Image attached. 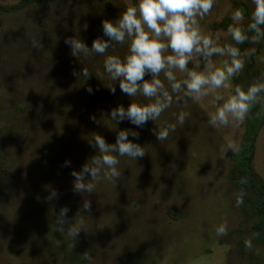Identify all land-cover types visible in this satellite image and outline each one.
<instances>
[{
    "label": "rangeland",
    "instance_id": "1",
    "mask_svg": "<svg viewBox=\"0 0 264 264\" xmlns=\"http://www.w3.org/2000/svg\"><path fill=\"white\" fill-rule=\"evenodd\" d=\"M19 1L0 0V8ZM136 2L55 0L0 11V264H88L89 256L95 264H264V245L252 240L255 220L236 205L229 182L228 154L234 152L221 151L230 141L239 144L244 123L209 127L207 120L216 110L210 95L198 103L189 100L187 107L174 103L143 128L127 120L114 128L105 118L110 109L153 101L141 94L129 98L118 81L112 94L105 86L107 77L98 78L106 57L77 59L64 43L74 36L91 47L96 37L106 39L102 21L114 22ZM253 7L251 0H216L201 27L218 36L221 45L234 44L227 31L233 24L231 12L246 9L241 25L247 28ZM33 41L42 46L33 48ZM234 46L241 52L255 47L256 52L228 87L216 90L224 97L221 106L236 87L244 89V78L264 83V41ZM128 54L127 45H116L106 55L123 59ZM212 59L221 68L226 57ZM82 67L93 74L87 81L73 75ZM199 70H204L203 63ZM176 74L184 76L178 70ZM89 86L92 93L86 90ZM182 111L190 113L185 124L167 140L157 141L153 130L176 123ZM122 129L139 133V139H129L143 146L146 155L137 160L118 157L122 177L115 184L102 179L92 195L75 193L71 171L96 155L89 145L93 136L115 143ZM66 160L70 166H64ZM252 165L264 186V125ZM51 189L59 198L48 201ZM86 198L91 212L89 217L81 211L84 231L76 239L56 232L60 208L68 207L69 226H75ZM225 222L227 235L217 236L216 229ZM250 238L252 247L247 248Z\"/></svg>",
    "mask_w": 264,
    "mask_h": 264
},
{
    "label": "clouds",
    "instance_id": "2",
    "mask_svg": "<svg viewBox=\"0 0 264 264\" xmlns=\"http://www.w3.org/2000/svg\"><path fill=\"white\" fill-rule=\"evenodd\" d=\"M251 3L254 7L247 28L241 25L245 20L246 9L237 8L230 14L233 24L229 25L227 31L235 45H258L264 41V0H251ZM215 5L216 0H137L126 7L114 22L107 19L102 21L103 37L106 39L96 37L92 40L91 47L79 37L64 39V43L70 48V54L77 59L81 56L106 57L103 61L104 71L98 73V78L103 80L107 77L110 83L105 86L112 94L116 92L114 82L118 81L121 92L129 98L141 94L153 101L148 104L130 102L127 108L118 105L110 109L105 118L114 122V128L125 120L137 128H143L147 122L158 120L174 103L187 107L189 100L198 103L210 95L213 96L216 110L208 118L207 125L227 128L234 122L244 123L252 107L264 103V83L256 82L246 90L236 87L235 94L222 106L219 104L224 97L216 90L228 87L229 81L244 71L248 58L255 54L256 48L241 52L233 43L221 45L219 37L212 32L205 34L200 21ZM116 45H127L129 54L123 59L116 55H106ZM41 46L33 41V48ZM216 56L226 57L223 67L218 68L213 63L212 58ZM202 63L204 70L200 71ZM190 64L193 67L189 68ZM177 70L184 74L182 78L177 77ZM73 75L87 81L93 74L82 67L81 71H74ZM146 75L151 78L145 79ZM86 90L89 93L93 91L90 86ZM189 115L190 113L182 111L176 123H166L159 130L154 129L157 141L167 140L170 134L176 132L178 125L185 124ZM91 119L99 123L95 116ZM129 136L139 139L138 132L128 129L117 132L115 143L107 142L99 134L93 136L89 145L96 150V155L90 157L79 171H71L75 193L92 195L102 179L115 184L122 177V171L117 167L120 162L118 157L127 156L137 160L146 155L143 146L130 140ZM239 150V144L230 141L221 151L226 154L228 151L235 153ZM70 163L66 160L64 166H70ZM58 198L55 189H51L45 197L48 201ZM241 204L242 195L236 200L237 206ZM68 211L67 206H62L55 214V231L65 232L76 239L86 227L81 211L88 212L90 217L91 201L83 199L82 209L76 214L81 219L75 226H69ZM65 225H68L66 231ZM227 231L228 225L225 222L216 229V234L226 236ZM245 246L252 247L251 238L245 241ZM87 260L88 264H95L93 257L89 256Z\"/></svg>",
    "mask_w": 264,
    "mask_h": 264
},
{
    "label": "trees",
    "instance_id": "3",
    "mask_svg": "<svg viewBox=\"0 0 264 264\" xmlns=\"http://www.w3.org/2000/svg\"><path fill=\"white\" fill-rule=\"evenodd\" d=\"M55 0H20L19 3L0 8L3 12H14L33 2H52ZM256 83V82H254ZM250 77L244 78V90L254 84ZM264 125V103L254 105L244 122V132L239 142L240 150L228 154L231 160L229 182L235 189V201L242 195L241 211L249 219L255 220L251 228L252 240L264 245V186L252 165V154L256 137ZM255 234V238L254 237Z\"/></svg>",
    "mask_w": 264,
    "mask_h": 264
}]
</instances>
